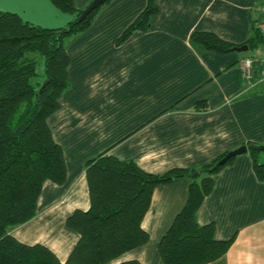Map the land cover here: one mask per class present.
<instances>
[{"label": "crops", "instance_id": "1", "mask_svg": "<svg viewBox=\"0 0 264 264\" xmlns=\"http://www.w3.org/2000/svg\"><path fill=\"white\" fill-rule=\"evenodd\" d=\"M90 1L74 0L80 8ZM147 2L106 0L85 29L66 38L70 85L47 118L66 176L61 182L45 178L35 215L9 232L46 245L63 261L79 238L66 218L90 206L89 159L107 153L162 173L198 167L245 144L246 151L213 174L196 212L199 224H214L216 238L233 240L222 256L200 264H264V180L248 150L250 143L264 145V61H253L249 85L242 64L255 48L221 52L190 39L194 31H207L248 45L264 0H155L149 26L118 40ZM0 11L45 27L72 18L51 0H0ZM190 181L179 176L157 184L141 220L147 241L104 264H164L159 241L185 205Z\"/></svg>", "mask_w": 264, "mask_h": 264}, {"label": "trees", "instance_id": "2", "mask_svg": "<svg viewBox=\"0 0 264 264\" xmlns=\"http://www.w3.org/2000/svg\"><path fill=\"white\" fill-rule=\"evenodd\" d=\"M51 1L72 14L66 25L45 27L15 12L0 11V264H104L147 241L141 220L153 188L179 176L191 177V181L185 205L159 241L163 263L200 264L222 256L233 237L216 238L214 224H199L196 212L211 191L213 174L223 166L218 160L226 152L198 167H173L162 173L145 171L134 161L107 153L89 159L90 206L75 209L66 218L67 226L76 230L79 238L63 261L46 245L28 244L10 234L12 227L35 215L43 180L61 182L66 176L63 151L47 118L70 85L65 40L85 29L100 6L78 19L83 8L74 0ZM156 10L155 0H148L118 40L133 30L147 28ZM190 39L201 48L221 52L237 46L207 31H194ZM263 41L255 25L246 42L256 48ZM248 150L257 176L264 180V161L259 159L264 150L255 143H250ZM115 264L143 263L127 259Z\"/></svg>", "mask_w": 264, "mask_h": 264}, {"label": "built area", "instance_id": "3", "mask_svg": "<svg viewBox=\"0 0 264 264\" xmlns=\"http://www.w3.org/2000/svg\"><path fill=\"white\" fill-rule=\"evenodd\" d=\"M258 17H257V28L260 34L264 37V2L257 5ZM253 61H264V41L257 45L254 53L245 58L242 64V70L244 77L246 78L249 85H251V77L253 75ZM261 79H264V70H260Z\"/></svg>", "mask_w": 264, "mask_h": 264}, {"label": "water", "instance_id": "4", "mask_svg": "<svg viewBox=\"0 0 264 264\" xmlns=\"http://www.w3.org/2000/svg\"><path fill=\"white\" fill-rule=\"evenodd\" d=\"M105 0H91L85 7H83V9L81 10L78 19H82L83 17H85L93 8L97 7L98 5H100L101 3H103ZM248 48V45L246 43L241 44V45H237L235 46L236 50H246ZM260 148L262 150H264V145H260ZM247 150V146L245 144L236 147L234 149H231L229 151H227L225 153V155L223 157H221L218 160V164H224L228 159H230L231 157L244 152Z\"/></svg>", "mask_w": 264, "mask_h": 264}, {"label": "rangeland", "instance_id": "5", "mask_svg": "<svg viewBox=\"0 0 264 264\" xmlns=\"http://www.w3.org/2000/svg\"><path fill=\"white\" fill-rule=\"evenodd\" d=\"M41 68H42V65L40 64V65H39V69H41Z\"/></svg>", "mask_w": 264, "mask_h": 264}]
</instances>
